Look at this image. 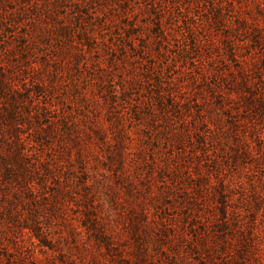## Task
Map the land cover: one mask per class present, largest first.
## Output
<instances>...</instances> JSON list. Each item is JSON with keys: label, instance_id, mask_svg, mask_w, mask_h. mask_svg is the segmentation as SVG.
<instances>
[{"label": "rangeland", "instance_id": "374dc122", "mask_svg": "<svg viewBox=\"0 0 264 264\" xmlns=\"http://www.w3.org/2000/svg\"><path fill=\"white\" fill-rule=\"evenodd\" d=\"M135 1L145 8L136 15L140 35L132 44L139 52L147 43L148 53L140 58L130 49L134 59L126 70L119 68L134 71L138 97L129 104L110 108L101 77L107 56L94 50L60 70L52 95L34 90L54 74L53 68L41 71L39 58L14 80V89L27 98L19 101L13 131L2 126L7 132L0 155L19 156L30 178L28 187L6 179L0 161V231L12 227L8 211L18 210L21 221L32 209L48 242L66 246L68 224L84 233L85 186L115 232L121 228L116 221L126 222L125 213L144 203L152 218H172L181 226L177 234L190 238L187 222L199 226L205 248L196 264H264V0ZM68 5L59 8L60 21L73 24L75 12ZM155 13L162 19V37ZM119 77L116 72L113 79L120 82ZM158 95L163 106L155 101ZM0 106L6 110L3 102ZM163 111L168 117L162 118ZM141 115L154 121L143 123ZM61 122L80 129L59 130ZM113 126L129 135L119 140ZM100 127L107 146L95 133ZM48 128L55 132L45 134ZM59 182L66 193L65 223L49 211ZM200 198L202 219L185 221L186 206ZM20 238L38 264L55 261L48 262L55 253L36 246L25 231Z\"/></svg>", "mask_w": 264, "mask_h": 264}, {"label": "trees", "instance_id": "16d2710c", "mask_svg": "<svg viewBox=\"0 0 264 264\" xmlns=\"http://www.w3.org/2000/svg\"><path fill=\"white\" fill-rule=\"evenodd\" d=\"M68 4L72 5V10L75 12L72 16L73 24L60 21L59 8ZM144 8H140L135 0H78L76 2L73 0H0V105L3 102L6 109L2 111L0 106V139L3 133L7 132L5 128H2L3 125L5 127L9 125L8 128L11 130L8 131H13V124H16L15 121L19 116V101L27 98L25 94L14 89L13 82L25 76L26 71L33 68L34 63L36 64L37 58H39L38 64L41 71L53 68L54 74L47 84L36 87L35 92H47L52 95L62 78L60 70L68 69L71 60H80L85 53L94 50L97 56L101 52L107 56L108 61L101 77L110 96V108H122L129 104L133 97H138L132 67L127 68V74L121 73L119 68L126 70V65H130V61L134 59V54L129 52L130 49L137 55L139 53L140 58H144L148 53L147 43L141 46L139 52L132 44L134 37L140 35L137 30L139 26L135 23L136 15L140 14ZM151 10L154 11L153 6ZM155 15L157 22L155 29H157V35L162 37L164 34L162 19L158 16L160 13ZM37 49L39 56L35 52ZM150 71L147 72L148 76ZM116 72L120 73V82L113 79ZM143 75L145 77L147 74ZM158 97L155 100L156 103L163 106L162 98L159 95ZM170 99L174 101L173 96ZM139 104L140 99L135 102V105ZM171 106L178 107L175 102H172ZM163 112L162 118L168 117L166 112ZM119 118H121L120 115ZM140 119L143 123L152 122L154 116L141 115ZM113 128L116 134L118 133L119 140L129 135L127 130L114 126ZM79 129L73 122L70 124L61 122L59 130H67L71 133ZM48 130L45 132L47 135L55 132L54 128H48ZM95 133L105 146L109 144L108 139L104 140L101 127ZM76 155L81 161L82 151L78 150ZM121 157L118 153L119 160ZM0 161L4 169L3 176L6 179L12 177V180L20 186L23 181L24 187L29 184L30 175L26 172L27 168L19 156L10 155V153L1 154ZM12 163H14L12 167L19 168V171L11 169L9 165ZM48 169L49 166L46 167L47 172ZM83 188L86 203L80 210L82 213L80 221L84 233L77 226L68 224L66 229L71 241L67 242L66 246L64 242L59 241L50 244L46 233L39 231V216L36 210L29 209L30 216L26 219L22 218L21 221L18 218V210L8 211L7 220L12 227L0 231V264H38L36 257L27 253L24 243L21 242L20 237L24 231L30 239H36V246L39 247L40 243L42 247L55 253L54 256L47 257L48 262L55 258V261L49 264H196L195 257L200 249L205 248V245L203 239L201 240L202 234L198 232L199 226L194 222L186 224L190 238L184 232L177 234L183 228L171 223L174 221L171 220L172 218H152L145 204L142 203L132 206L125 213L126 222L124 219L116 221L121 228L115 232L113 229L115 225L111 224L112 221L105 213L103 216L100 214L101 208L99 206L97 208V204L91 201L85 186ZM197 188L200 189L198 185ZM65 194L62 182L57 184L56 191L51 194L53 201L50 202L49 211L54 216L58 214L60 223L67 222L63 215L66 209V205H63ZM15 198L18 199V196ZM200 201L201 198L196 205L186 206L185 221L190 217L192 221L202 219L201 214L204 210L201 208Z\"/></svg>", "mask_w": 264, "mask_h": 264}]
</instances>
